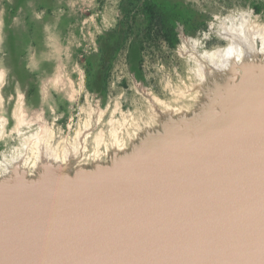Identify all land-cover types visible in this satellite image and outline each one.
<instances>
[{
    "label": "water",
    "instance_id": "obj_1",
    "mask_svg": "<svg viewBox=\"0 0 264 264\" xmlns=\"http://www.w3.org/2000/svg\"><path fill=\"white\" fill-rule=\"evenodd\" d=\"M217 28L104 130L0 141V264H264V24Z\"/></svg>",
    "mask_w": 264,
    "mask_h": 264
},
{
    "label": "rangeland",
    "instance_id": "obj_2",
    "mask_svg": "<svg viewBox=\"0 0 264 264\" xmlns=\"http://www.w3.org/2000/svg\"><path fill=\"white\" fill-rule=\"evenodd\" d=\"M148 1L161 15L151 35L141 10L145 0H21L20 8L0 0L5 147L40 127L72 132L94 104L97 130H104L136 108L137 86L165 97L166 80L176 81L187 64L180 49L223 45L215 30L237 16L250 14L264 24V0Z\"/></svg>",
    "mask_w": 264,
    "mask_h": 264
},
{
    "label": "trees",
    "instance_id": "obj_3",
    "mask_svg": "<svg viewBox=\"0 0 264 264\" xmlns=\"http://www.w3.org/2000/svg\"><path fill=\"white\" fill-rule=\"evenodd\" d=\"M255 12H258V8H254ZM141 10H142V15L144 17V19H146L149 23H148V34L151 35L149 33V31H151L152 27L154 25H159L161 23V15L160 12H158L155 9L154 4H152L150 1L145 0V2H143V4L141 5ZM160 30V27L158 28ZM158 33V31H157Z\"/></svg>",
    "mask_w": 264,
    "mask_h": 264
},
{
    "label": "crops",
    "instance_id": "obj_4",
    "mask_svg": "<svg viewBox=\"0 0 264 264\" xmlns=\"http://www.w3.org/2000/svg\"><path fill=\"white\" fill-rule=\"evenodd\" d=\"M21 0H13L14 8H20Z\"/></svg>",
    "mask_w": 264,
    "mask_h": 264
},
{
    "label": "bare ground",
    "instance_id": "obj_5",
    "mask_svg": "<svg viewBox=\"0 0 264 264\" xmlns=\"http://www.w3.org/2000/svg\"><path fill=\"white\" fill-rule=\"evenodd\" d=\"M199 74H201V73H199ZM119 116V115H118Z\"/></svg>",
    "mask_w": 264,
    "mask_h": 264
}]
</instances>
